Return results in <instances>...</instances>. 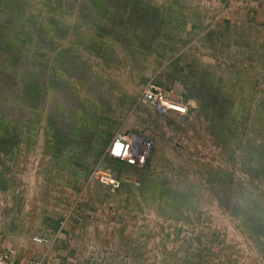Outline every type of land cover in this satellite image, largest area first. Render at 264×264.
Listing matches in <instances>:
<instances>
[{
  "label": "rangeland",
  "instance_id": "1",
  "mask_svg": "<svg viewBox=\"0 0 264 264\" xmlns=\"http://www.w3.org/2000/svg\"><path fill=\"white\" fill-rule=\"evenodd\" d=\"M150 86L186 111L159 113ZM119 131L154 140L143 167L109 156ZM11 246L39 264H264V0H0Z\"/></svg>",
  "mask_w": 264,
  "mask_h": 264
},
{
  "label": "built area",
  "instance_id": "2",
  "mask_svg": "<svg viewBox=\"0 0 264 264\" xmlns=\"http://www.w3.org/2000/svg\"><path fill=\"white\" fill-rule=\"evenodd\" d=\"M144 99L161 114L172 111L181 113L186 111L185 105L171 100L164 91L153 86L144 91ZM153 146L154 140L149 136L119 131L109 144L108 154L111 158L129 166L143 167L151 154ZM107 168L97 170L96 174L99 182L110 191L120 190L124 185V179ZM12 253L13 251H9V249H0V264H39L38 261L31 258L25 262H19Z\"/></svg>",
  "mask_w": 264,
  "mask_h": 264
},
{
  "label": "crops",
  "instance_id": "3",
  "mask_svg": "<svg viewBox=\"0 0 264 264\" xmlns=\"http://www.w3.org/2000/svg\"><path fill=\"white\" fill-rule=\"evenodd\" d=\"M2 249V248H1ZM4 249V248H3ZM6 249H9V250H11V251H13V256L17 259V261H19V262H23V261H26V260H28L29 259V257L31 256V254L33 253V251H32V249L31 248H23V249H15L14 247H8V248H6ZM44 249L45 248H40V250L42 251V252H44ZM31 254H30V253ZM28 255H30V256H28ZM25 258V259H24Z\"/></svg>",
  "mask_w": 264,
  "mask_h": 264
}]
</instances>
